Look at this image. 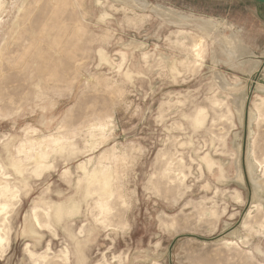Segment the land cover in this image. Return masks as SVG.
<instances>
[{"label": "rangeland", "instance_id": "obj_1", "mask_svg": "<svg viewBox=\"0 0 264 264\" xmlns=\"http://www.w3.org/2000/svg\"><path fill=\"white\" fill-rule=\"evenodd\" d=\"M3 3L0 162L25 177L0 264H264V5ZM50 135L40 174L28 144ZM82 163L116 180L111 214Z\"/></svg>", "mask_w": 264, "mask_h": 264}, {"label": "bare ground", "instance_id": "obj_2", "mask_svg": "<svg viewBox=\"0 0 264 264\" xmlns=\"http://www.w3.org/2000/svg\"><path fill=\"white\" fill-rule=\"evenodd\" d=\"M12 1V0H11ZM5 3V2H4ZM3 0H0V8L3 6ZM8 3V2H7ZM6 3V4H7ZM5 6V5H4ZM24 9V8H23ZM1 11V10H0ZM2 12V11H1ZM2 14V13H1ZM26 17V16H25ZM28 20V19H27ZM210 24H212V21H207L206 22V28H208L209 27V25ZM223 25V24H222ZM224 27V26H223ZM218 30H219V28H218ZM34 32H35V30H34ZM36 33V32H35ZM223 36V35H222ZM224 39H226V40H229L228 38H224ZM203 40V39H202ZM200 42V41H199ZM198 42V43H199ZM203 43V42H202ZM226 43V42H225ZM227 43H228V47H230L231 46V44H232V42H230V41H227ZM205 45V44H204ZM196 46V45H195ZM200 46H202L201 44L200 45H198V47H200ZM200 49H201V47H200ZM199 49V50H200ZM198 49H197V51H199ZM194 51H196V50H194ZM202 51V50H201ZM203 52V51H202ZM201 52L199 51V56L201 55L200 54ZM198 57V56H197ZM203 56H201L200 58H202ZM201 60V59H200ZM124 61V60H123ZM124 63H126V61L124 62ZM202 63V62H201ZM124 65V64H123ZM257 68V67H256ZM221 77V76H220ZM225 81V80H224ZM227 86V85H226ZM264 89V88H263ZM259 106V105H258ZM260 108V107H259ZM258 108V109H259ZM257 109V108H256ZM260 112V111H259ZM260 116V115H259ZM257 117V116H256ZM190 119H192L191 117H190ZM193 119H194V122H195V124L196 125H200V123H202L203 121H204V119H205V115H203V113H198V115H196V117L194 118L193 117ZM251 119H253V118H251ZM192 121V120H191ZM97 123V122H96ZM95 124V123H94ZM96 125V124H95ZM111 125V124H110ZM93 126V125H92ZM113 126V125H112ZM94 127V126H93ZM100 127V126H99ZM98 127V128H99ZM102 127H104V126H102ZM106 127H108V126H106ZM91 128V127H90ZM101 128V127H100ZM102 129V128H101ZM96 130H98L99 131V129H96ZM104 130V129H103ZM102 130V131H103ZM92 131H95V130H92ZM101 131V132H102ZM91 132V131H90ZM104 132V131H103ZM95 133V132H94ZM91 134V133H90ZM53 135H55V134H53ZM57 135H58V133H57ZM61 135V134H60ZM59 135V136H60ZM43 137V136H42ZM45 137V136H44ZM46 137H48V136H46ZM104 137V136H103ZM57 138H59V137H57ZM57 138H55V137H52L51 135H50V137H48V138H45V139H32L31 140V138H30V140L31 141H29V144H28V147H29V151H28V149H27V151L31 154V152L30 151H32L33 152V155L31 154L30 156L28 155L27 157H28V159H31V160H33L34 161V163L37 165V171L41 174V171L43 170V168H45V167H50V161H47L46 159L48 158V157H50V154H49V151L50 150H52L53 149V153H54V151L55 152H57L58 150L60 151H62V147L61 146H59V144L61 145V143L60 142H62V140H60V138H59V140L57 139ZM63 137L61 136V139H62ZM28 139V138H27ZM26 139V140H27ZM64 139V138H63ZM25 140V141H26ZM25 141H23V143L21 144V145H24V142ZM64 141V140H63ZM26 143V142H25ZM28 143V142H27ZM64 143V142H63ZM65 144V143H64ZM90 144V143H89ZM20 145V146H21ZM26 145V144H25ZM18 147V148H21V147ZM27 146V145H26ZM23 147V146H22ZM27 147V148H28ZM64 147V146H63ZM18 148H17V150H18ZM26 149V148H25ZM63 149H65V148H63ZM21 150V149H20ZM23 151H24V149H22ZM19 151V150H18ZM17 151V152H18ZM60 151V152H61ZM64 151V150H63ZM94 151V150H93ZM59 152V153H60ZM89 152H92V151H89ZM20 153H24V152H22V151H20ZM20 153H18V155L20 154ZM26 153V152H25ZM58 153V152H57ZM62 154V153H61ZM27 155V154H26ZM115 156V155H114ZM102 159H103V157H102ZM106 159V158H105ZM107 159H109V157H108V155H107ZM88 161V160H87ZM170 161V160H169ZM87 163V162H86ZM88 163H91V162H88ZM87 163V167H90L89 165L90 164H88ZM100 163V162H99ZM102 164H103V162H101ZM170 163V162H169ZM26 164H28V163H26ZM52 164V163H51ZM96 165V167H97V164H95ZM105 165V164H104ZM103 165V166H104ZM99 166V165H98ZM106 166V165H105ZM8 171H7V166L5 165V164H3L2 162H0V217H4V216H6L5 217V220L6 221H8L9 220V218H8V216H7V214L9 213V209L11 208V206L13 205L12 203H13V201L15 200H17V198L19 197V191H20V188L18 187V185H17V183H13L12 182V178H14L13 180H16V178L14 177V174L17 176V177H19L18 178V180L19 181H21V179H23L24 177H25V175H24V172H23V170H22V167L20 166V163L19 162H16L15 160H12L11 162H10V165H8ZM26 167H27V165H26ZM94 167V166H93ZM109 167L111 168V166L109 165ZM78 168H80V170H81V172H83L84 170H87V168L84 166V164L82 163V164H80L79 165V167ZM83 170H82V169ZM108 168V167H107ZM109 169V168H108ZM252 169V168H251ZM10 170L13 172V174L10 172ZM106 170V169H105ZM113 171V170H112ZM110 173H112L113 174V172H110ZM115 174H116V172H115ZM115 177V176H114ZM37 178H38V176H37ZM86 180H87V189L88 188H92V186H96V185H98V187L100 188V190H101V192H102V194L101 195H99L100 196V199L97 201V205H98V207H99V209H100V211H101V216L102 215H109V214H111V212H112V208L110 207V201H111V199L112 198H114L113 197V194H114V191H113V188H112V185H113V181L115 180H113V178H112V176H111V174H109L108 172H105L104 171V169H103V167L101 166V168H99V169H97V168H94V169H92V170H87L86 171V178H85ZM257 179V178H256ZM81 181H83V180H81ZM116 181V180H115ZM264 181V180H263ZM255 182V181H254ZM256 183V182H255ZM261 184V186H263L264 187V182H261L260 183ZM257 185H258V181H257ZM85 187V186H84ZM18 188H19V191H18ZM83 189V188H82ZM121 189V188H120ZM87 191V190H86ZM87 192H89V191H87ZM123 199V198H122ZM19 200V199H18ZM121 200V199H120ZM19 202V201H18ZM122 202H124V199H123V201ZM16 203V202H15ZM14 203V204H15ZM126 203V202H125ZM18 204V203H17ZM17 204H15V205H17ZM75 205V204H74ZM121 205V204H120ZM123 205V204H122ZM126 205H128V204H126ZM124 206V205H123ZM16 207V206H15ZM77 207V206H76ZM124 207H126V206H124ZM12 209V208H11ZM13 209H15V208H13ZM37 209H39L40 210V207L39 208H37ZM44 209V208H43ZM46 209V212L44 213V215L46 216V217H48V221L49 222H51V219H52V210H50V209H52L50 206H48L47 208H45ZM79 209V208H78ZM78 209H77V211H78ZM35 211V210H34ZM37 212V211H36ZM79 212V211H78ZM11 213H12V211H11ZM63 212H56V215H55V217L56 218H58V219H63V214H62ZM3 214H5V215H3ZM3 215V216H2ZM34 217V216H33ZM35 222H37V226H38V223H40V221H39V218H38V215L37 214H35ZM33 218V219H34ZM0 219H3V218H0ZM50 219V220H49ZM1 221V220H0ZM3 221V220H2ZM8 223V222H7ZM48 224V223H47ZM5 225H8V224H6L5 223ZM40 227V226H39ZM42 227V226H41ZM6 227H4V223L3 224H1L0 223V248H3L4 246H5V244L7 243V241H8V235H6V230L8 229V227H7V229H5ZM50 229H52L51 227H50ZM8 231V230H7ZM32 231V230H31ZM9 234V233H8ZM10 239V238H9ZM11 244V243H10ZM228 244H230V243H228ZM8 246H9V241H8V244H7ZM6 245V246H7ZM7 246V247H8ZM29 246V245H28ZM27 247V246H26ZM5 250L4 251H6V247L4 248ZM7 249H9V248H7ZM27 250V249H26ZM50 250V249H49ZM3 251V252H4ZM7 252V251H6ZM2 255H3V253H2ZM31 256V255H30ZM33 256V255H32ZM66 256V255H65ZM67 256H68V254H67ZM42 257V256H41ZM69 257V256H68ZM44 260V259H43ZM68 261V260H67ZM36 264H39L38 262L36 263Z\"/></svg>", "mask_w": 264, "mask_h": 264}, {"label": "water", "instance_id": "obj_3", "mask_svg": "<svg viewBox=\"0 0 264 264\" xmlns=\"http://www.w3.org/2000/svg\"><path fill=\"white\" fill-rule=\"evenodd\" d=\"M254 1H256V2H258L260 4H262V5H264V0H254Z\"/></svg>", "mask_w": 264, "mask_h": 264}]
</instances>
